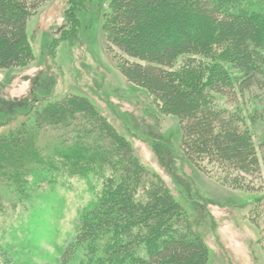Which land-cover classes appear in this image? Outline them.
<instances>
[{
	"label": "trees",
	"instance_id": "trees-1",
	"mask_svg": "<svg viewBox=\"0 0 264 264\" xmlns=\"http://www.w3.org/2000/svg\"><path fill=\"white\" fill-rule=\"evenodd\" d=\"M47 1L0 0V69L34 59L27 24ZM259 2L111 0L104 25L110 48L128 56L119 61L124 77L153 95L161 112L180 119L184 155L205 169L212 166L223 183L252 192L263 190L254 178L264 179V134L256 140L240 99L264 88ZM200 52L218 54L208 75L181 77L176 59ZM65 172L101 182L80 210L59 264H213L186 207L140 161L129 139L79 94L46 98L0 132V264H16L9 244L1 245L8 202L31 201L42 184ZM198 207L206 216L207 205Z\"/></svg>",
	"mask_w": 264,
	"mask_h": 264
},
{
	"label": "rangeland",
	"instance_id": "rangeland-1",
	"mask_svg": "<svg viewBox=\"0 0 264 264\" xmlns=\"http://www.w3.org/2000/svg\"><path fill=\"white\" fill-rule=\"evenodd\" d=\"M258 1L255 7H264V0ZM110 4L50 0L31 16L27 38L34 59L0 69V132L46 98L86 96L186 207L213 264H264L263 177L254 178L262 191L237 189L223 183L212 166L205 169L184 155L180 119L161 112L153 95L120 70L119 61L128 56L107 41ZM216 58L213 52L186 54L176 59L174 68L181 77L192 72L203 80ZM240 103L257 140L264 134V88L246 92ZM100 182L65 172L57 175V182L42 184L31 201L8 202L1 218V245L9 244L16 264H59L62 249L74 238L79 212L95 198ZM204 204L208 212L203 217L198 205Z\"/></svg>",
	"mask_w": 264,
	"mask_h": 264
}]
</instances>
